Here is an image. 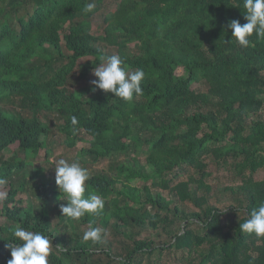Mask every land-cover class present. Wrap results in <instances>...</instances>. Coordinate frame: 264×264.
<instances>
[{
  "label": "trees",
  "instance_id": "1",
  "mask_svg": "<svg viewBox=\"0 0 264 264\" xmlns=\"http://www.w3.org/2000/svg\"><path fill=\"white\" fill-rule=\"evenodd\" d=\"M89 2L0 0V264L17 226L49 236V264H264V238L239 230L264 203V39L227 43L243 0H95L85 15ZM100 54L143 69L144 94L77 86ZM61 140L84 144L83 167L107 162L84 194L104 199L101 216L65 222L34 166ZM223 171L232 184L208 183ZM90 223L102 242L83 241Z\"/></svg>",
  "mask_w": 264,
  "mask_h": 264
},
{
  "label": "clouds",
  "instance_id": "2",
  "mask_svg": "<svg viewBox=\"0 0 264 264\" xmlns=\"http://www.w3.org/2000/svg\"><path fill=\"white\" fill-rule=\"evenodd\" d=\"M96 9L95 0L87 3L83 14L93 13ZM243 16L246 23L232 20L226 27L231 31L228 44L235 43L240 48L251 46V37L264 39V0H243ZM95 79L90 81L91 90H100L111 93L115 99L130 102L135 97L144 94L142 82L145 79L143 69L130 70L118 54L99 55V63L91 73ZM71 124L77 125L76 116L71 117ZM54 183L66 206H61L60 212L65 217V222H79L86 216L99 217L104 210V199L95 193L85 197L86 182L90 179L89 170L83 167L79 160H70L61 156L54 159ZM4 181L0 180V184ZM95 221L93 220V223ZM242 233L264 238V203L254 207L247 218L239 224ZM107 236V231L101 227H94L92 223L83 233V241L97 244ZM13 242L6 244L10 252V259L6 264H49V256L53 249L49 236L41 232L30 231L22 226H17L12 231ZM55 248L64 251L60 246Z\"/></svg>",
  "mask_w": 264,
  "mask_h": 264
},
{
  "label": "rangeland",
  "instance_id": "3",
  "mask_svg": "<svg viewBox=\"0 0 264 264\" xmlns=\"http://www.w3.org/2000/svg\"><path fill=\"white\" fill-rule=\"evenodd\" d=\"M98 30L101 32V27H97L95 25H93L92 27V33H97ZM90 60H92L91 58H84V59H80L78 62L81 64H85L87 62H89ZM92 71H89V73L87 74L86 78L82 81H80V83L77 84V86L82 87V86H86L88 84H90V81L95 79V77L91 74ZM176 75L181 76L183 75V70L182 69H177L176 70ZM197 87V85H193L192 88ZM264 110V109H263ZM259 114L262 115L264 114V111H261ZM61 134L58 131H55L53 133V137L52 139H58L60 140ZM53 144V152L51 153V155L48 157V159H44L43 157H38L37 160L34 161V166L40 167L43 169V177L42 179L45 180V177H47V175L49 173L53 174V178L51 179L52 184L56 187L55 183H54V175H55V169H54V159L56 158H60L61 156L68 158L70 160H74L75 159V155L76 152L82 148L84 146L83 143H77L75 147L73 148H66L63 145V140L56 142V143H52ZM51 144V145H52ZM17 144H14L12 146L9 147L8 152H12L14 150H16L17 148ZM8 156V153L7 155ZM122 156H120L119 158H121ZM142 162L144 161V155L140 156ZM89 170L90 175L100 172L104 169H106L107 167V162H99L98 164H95L94 166H84ZM188 173H181L180 177L177 178V180H175L173 182L172 185L178 183L179 181H185L187 178ZM254 178L256 180H261L264 179V170H260L258 171L255 175ZM229 176L227 175V171H223L220 173H213L212 177L209 179V184H217L220 186V188H224L226 186H228L229 184H232V182L228 181ZM57 188V187H56ZM166 194V193H165ZM54 218V217H53ZM87 229L84 228L83 232H85ZM154 262H156L155 260H152ZM168 261H164L163 263L166 264ZM162 263V262H161ZM162 263V264H163ZM156 264V263H155ZM173 264H180L179 262H174Z\"/></svg>",
  "mask_w": 264,
  "mask_h": 264
}]
</instances>
